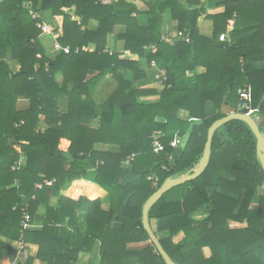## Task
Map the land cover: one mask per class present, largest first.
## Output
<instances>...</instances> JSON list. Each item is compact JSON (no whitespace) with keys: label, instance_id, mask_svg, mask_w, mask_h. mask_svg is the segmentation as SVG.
I'll return each instance as SVG.
<instances>
[{"label":"trees","instance_id":"16d2710c","mask_svg":"<svg viewBox=\"0 0 264 264\" xmlns=\"http://www.w3.org/2000/svg\"><path fill=\"white\" fill-rule=\"evenodd\" d=\"M135 1L0 0V249L15 257L22 209L34 225L43 211L42 228L25 232L38 251L24 264H81L82 253L99 264H166L144 229L145 203L168 178L197 168L210 127L243 112L244 86L264 117V0H140L146 11ZM213 7L224 12L208 16V38L198 19ZM31 12L40 22L63 18L56 40L70 54L53 46L48 54ZM166 16L190 43L161 41ZM110 36L124 52L108 50ZM150 68L167 71L161 91L142 87ZM262 187L256 137L246 123L228 122L215 133L208 168L154 205L151 226L169 233L160 241L176 264H264V193L252 207Z\"/></svg>","mask_w":264,"mask_h":264},{"label":"built area","instance_id":"2783aa9c","mask_svg":"<svg viewBox=\"0 0 264 264\" xmlns=\"http://www.w3.org/2000/svg\"><path fill=\"white\" fill-rule=\"evenodd\" d=\"M113 0H100V2L103 5H108L111 4ZM33 18L36 21H39L37 23V26L42 29V35H53L56 38V34L60 32L58 27H55L51 24H48L46 22H40L42 19V16L39 13L31 12ZM230 29H233L234 26V20H231L230 23ZM188 31H169L164 33L162 36L161 41L170 43V42H177L179 40H184L187 43H190V37L187 35ZM220 41L221 42H230L228 35L222 34L220 36ZM53 50L56 53H61L64 52L66 54L71 53V48L70 47H63L61 46L57 40L53 43ZM83 50L87 51L88 48L84 47ZM146 50L151 53V54H156L158 52V45L157 44H152L146 48ZM80 49H76V52L78 53ZM153 66H155V63H153ZM168 81V74L165 69H159L158 74L155 78V82L157 87L159 89H163L165 86V83ZM254 98H253V88L251 85H246L244 88H242L239 92V104L238 107L241 111H243V114L249 115V116H255L259 114V109L254 108L253 106ZM172 145L174 147L177 146V142H173ZM153 147L155 150L156 154L161 153L164 150V145L160 141L159 136L154 135L153 136ZM131 161V159H129ZM128 161V162H129ZM37 188L41 189L42 186H37ZM34 222L31 214L28 211V206L22 209V222H21V236H20V241L17 243V257L19 256H25L30 257L32 256V251L31 247L24 242V235L26 231L32 230L34 228Z\"/></svg>","mask_w":264,"mask_h":264},{"label":"water","instance_id":"95a60500","mask_svg":"<svg viewBox=\"0 0 264 264\" xmlns=\"http://www.w3.org/2000/svg\"><path fill=\"white\" fill-rule=\"evenodd\" d=\"M234 120H239V121L246 123L251 129V131L253 132L254 136L257 139V155L262 165V168L264 169V130H262V128L264 127V117H262L259 114L255 116H249V115H246L240 112H236V113L233 112L227 115L225 118H222L216 121L210 127L208 131V138H207V142L205 145V150H204L203 156L197 168L183 176L176 177V178H168L163 184V186L148 199V201L145 203L143 207L144 229L147 232L151 243L156 247L157 251L162 256L166 264H176V263L172 260L170 255L166 252L163 245L161 244L160 239L157 237L156 233L154 232L151 226V223H150V218H149L150 211L154 207V205L167 192L187 182L196 180L205 172V170L208 168L210 164V158L212 154V145H213V139H214L215 133L226 123L234 121Z\"/></svg>","mask_w":264,"mask_h":264},{"label":"crops","instance_id":"0c3cea01","mask_svg":"<svg viewBox=\"0 0 264 264\" xmlns=\"http://www.w3.org/2000/svg\"><path fill=\"white\" fill-rule=\"evenodd\" d=\"M135 4L137 5V7L139 9H141L143 11L148 10V5L145 2H143V1L136 0ZM223 12H224V8H222V7H220V8L219 7L218 8H215V7L209 8L207 13L203 14L198 19V28H199V30H200V32H201V34L203 36L208 37V38H211L213 36L214 23H213V21L211 19L208 18V16L209 15L221 14ZM139 22H140V24L142 26H145L147 24V17L146 16H141L140 19H139ZM175 30H176L175 25L173 24L171 19L167 17L166 20H165L164 33L167 32V31H175ZM42 36L45 37L47 35H42ZM112 38H113V40H112ZM88 50L89 51H94L95 47L94 46H90L88 48ZM108 50H110L111 52H120V53L124 52V42L118 41L115 36H110L109 41H108ZM261 67H264V65H258V68H261ZM158 70L159 69H157V68L156 69L150 68L148 70V81H146L145 84L142 86L143 88H155V89H158L159 91H161V89H159V87H157L156 85H155V87H153L151 85V83H153V81L155 82V78H156V76L158 74ZM104 88L105 87H102V90ZM158 99H159L158 96H153V97H147L144 100L146 102H148V103H154V102H157ZM181 117H183L184 119L192 120V119L189 118V115L186 112H183L181 114ZM188 138H189V134L183 139V141H182L183 145H185L187 143ZM97 148L99 150H115L114 147L103 146V145H100ZM107 200H108V197L102 198L103 205H107L108 204ZM57 203H58V200L56 198H52V200L50 202V205L53 206V207H56ZM41 213H43V211H41ZM41 213L37 216L36 224H35L33 229H38L39 230V229L42 228L43 217H42ZM197 218L198 219H202V218H204V216L200 214ZM152 227H153V229H154V231L156 233V226H154V224H153ZM159 235H160V238H162V237L169 236V233L168 232H163V233H159ZM182 237H183V235H182ZM13 245L17 248V244L16 243L13 244ZM28 245L31 247L32 256H35L37 251H38V247L35 246V245H30V244H28ZM205 251H206V253L207 252L209 253V255H207V256L211 255V252H210L209 249L206 248ZM25 259H26L25 256L17 257V255H16L14 257L11 254H9V253L5 252L4 250L0 249V264H24ZM93 259H94V256H92L89 253H82L80 255V263L81 264H94L93 263Z\"/></svg>","mask_w":264,"mask_h":264},{"label":"rangeland","instance_id":"374dc122","mask_svg":"<svg viewBox=\"0 0 264 264\" xmlns=\"http://www.w3.org/2000/svg\"><path fill=\"white\" fill-rule=\"evenodd\" d=\"M166 17H169V16H166ZM46 19H47V23H49V24H51V25H53V26H55V27H58V29L60 30V33H61V27H62V24H63V18L62 17H58V18H54V17H52L51 15H47L46 16ZM42 42H43V45L47 48V52H48V54L49 55H51L52 54V46H53V43L55 42V40H56V38L53 36V35H47V36H45V37H43L42 36ZM112 40H113V38H112ZM11 67L14 69V70H17L18 69V66H17V64H15V63H12L11 64ZM151 85L153 86V87H155V85H156V83L153 81V83H151ZM157 86V85H156ZM111 92V89H110V87H107V86H105V88L102 90V93L100 94V95H98L99 97H101L102 99H105L108 95H109V93ZM20 107L21 108H24V107H27V103L26 102H21L20 103ZM263 193H264V187H262V188H260L259 190H258V194H257V197H256V200H255V202L253 203V206L252 207H256L257 206V200L259 199V196L260 195H263ZM107 202H108V204L107 205H104L105 206V208H109V199L107 200ZM154 226H156V228H157V222H155V224H154ZM153 228V227H152ZM154 230V229H153ZM156 234H157V236L160 238V235H159V233L158 232H156ZM183 237H182V235H178L177 237H175V241H178V240H181ZM149 243V242H148ZM131 247H140L139 246V244L138 245H131ZM142 248V247H141ZM95 254H97V253H95ZM205 255L207 256V255H209V253L207 252L206 253V251H205ZM95 256H97V255H95ZM29 257H27L26 259H25V262H26V260L28 259ZM24 262V263H25ZM93 263L94 264H98L99 263V259H97V258H94L93 259Z\"/></svg>","mask_w":264,"mask_h":264}]
</instances>
